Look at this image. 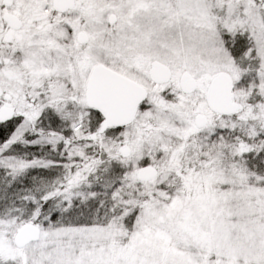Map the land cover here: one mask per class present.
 Returning <instances> with one entry per match:
<instances>
[{"label": "snow or ice", "instance_id": "snow-or-ice-1", "mask_svg": "<svg viewBox=\"0 0 264 264\" xmlns=\"http://www.w3.org/2000/svg\"><path fill=\"white\" fill-rule=\"evenodd\" d=\"M0 264H264V0H0Z\"/></svg>", "mask_w": 264, "mask_h": 264}]
</instances>
